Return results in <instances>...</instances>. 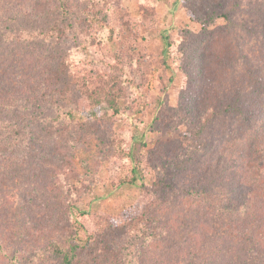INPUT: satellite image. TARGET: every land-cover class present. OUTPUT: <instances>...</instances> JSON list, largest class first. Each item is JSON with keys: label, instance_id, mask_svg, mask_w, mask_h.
I'll return each mask as SVG.
<instances>
[{"label": "trees", "instance_id": "16d2710c", "mask_svg": "<svg viewBox=\"0 0 264 264\" xmlns=\"http://www.w3.org/2000/svg\"><path fill=\"white\" fill-rule=\"evenodd\" d=\"M83 2L75 18L66 0H0V264H264V0H227L221 13L208 15L192 11L209 42V88L201 102L184 106L183 139L161 157L144 149L148 132L166 131L164 101L140 92L143 84L127 65L125 57L141 63V55L122 40V9L110 0ZM55 7L70 18L67 23L10 27ZM218 16L226 21L222 31L209 27ZM77 22L93 31L79 39ZM239 30L246 32L243 39ZM120 40L128 55L116 59L108 45ZM163 40L161 52L170 56L172 36L164 33ZM125 114L143 115L129 144L110 124ZM73 132L77 137L69 136ZM84 133H100L115 144V187L149 173L154 180L136 209L99 214L94 196L87 208L71 202L46 217L67 219L63 234L57 222L33 227L30 198L16 194L8 201L6 195L48 186L58 174L50 165L64 170L66 158L76 171L70 160ZM62 152L66 156L57 162Z\"/></svg>", "mask_w": 264, "mask_h": 264}, {"label": "rangeland", "instance_id": "374dc122", "mask_svg": "<svg viewBox=\"0 0 264 264\" xmlns=\"http://www.w3.org/2000/svg\"><path fill=\"white\" fill-rule=\"evenodd\" d=\"M83 1L66 0L70 17L78 18L77 14L80 13V8L83 7ZM103 1L106 3L107 0ZM110 1L113 5L122 9L123 14L117 18L120 28L123 26L121 30L122 40L124 42L128 41L137 48L141 55V63L137 60L130 61L125 57L128 55L125 52V55H123L122 40H120V43L113 42V44L108 45L107 51L116 59L119 58L118 54L123 55L122 58L125 57L133 76H136L137 82L143 84V89L140 92L143 91L152 96L160 97L164 101L165 118L162 124L166 131L148 132L146 135L147 144L144 149L145 154L150 149L148 154L154 151L157 152V156L161 157L167 150H176V138L183 139L181 134L188 127L187 122L183 120L188 112L184 106L195 105L197 101L201 102L202 91L209 88V72H207L209 70V49L207 47L209 42H207V38L204 40L201 36V25L193 21L190 15L193 10L204 15L214 12L221 13L227 7V0H191V2H185L184 0H151V8H143L141 5L143 0ZM64 14L61 15V12L55 7L52 12L47 9L45 16L36 18L32 16L23 21L22 26L12 21L10 27L17 29L33 24L40 29H48L57 23L59 19L66 18L65 23H67L70 18ZM241 17L240 14L237 19L240 20ZM225 26L226 21L220 16L209 25L210 29L214 31H222ZM73 30L78 32L79 39L93 31L92 28L81 26L78 22L74 24ZM239 32L241 33L240 39H243L246 32L240 30ZM164 33L172 36L175 46L171 55L166 57L161 52ZM72 43L78 44L75 40ZM67 50L70 51L71 46H67ZM144 63L147 64V67L142 66ZM237 66H242L241 60H238ZM129 68L127 70L130 71ZM143 73L148 74L147 78H141ZM153 114L154 111L149 110L148 120H151ZM141 116L143 115L125 114V116L110 124L114 130L116 129V132H121L125 136L127 144H129L128 139L135 130V125H139ZM111 125L108 126L111 127ZM141 126H143V123L139 127ZM176 126L179 127V130H174ZM97 133L95 132V134ZM95 134L89 137L84 133L79 144L78 142L75 143V156L70 162L73 166H77L76 171L69 169L71 165H67L69 163L68 158L62 162L61 159L66 156V153L62 152L56 158L58 159L57 162L61 160V165L66 164L64 170H60L56 165H50L55 159H51L50 164L47 165V167L50 165L51 173L58 172L57 176H54L58 180H49L50 184L48 186L39 185L35 192L8 193L6 195L8 201H10L9 197L12 198L16 194H18V197L30 198L31 208L28 209V216L34 219L33 227H36V224L42 221L47 224L57 222L59 233L63 234L65 223L68 220L66 219V222L62 219H51V222H47L46 217L52 212H60L71 202L87 208L86 203L94 196H96V199L93 200L92 206L94 211L99 214L117 215L125 210L129 211L131 208L136 209L137 200L144 193L146 184H151L155 176L149 173L136 184L115 187L112 184V178L118 166L111 158L112 153L114 154L115 144L109 142V137L103 140V135H100V133ZM69 136L77 137V134L73 132ZM78 138H80L79 135ZM171 175L175 176V173ZM178 175L181 179L180 174ZM65 176L69 178H65ZM177 179L179 181V178ZM178 184L181 185V180ZM171 193L183 192L173 190ZM65 202L67 203L64 205ZM62 204L64 207H61ZM137 208L139 207L137 206ZM18 211L25 214L27 210L18 205ZM42 235H45V233ZM37 236L39 235L37 234ZM45 236L49 237L50 235L47 236L46 234ZM40 240L43 241L44 239L40 238ZM6 243L8 242H4L3 245L5 246ZM12 250H14V247L10 246V253H12ZM3 251V248L0 247V257L4 258Z\"/></svg>", "mask_w": 264, "mask_h": 264}]
</instances>
